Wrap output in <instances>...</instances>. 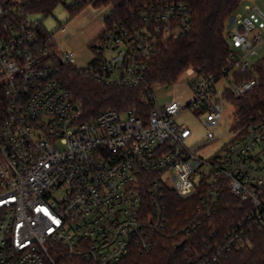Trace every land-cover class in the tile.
<instances>
[{"label":"built area","instance_id":"2783aa9c","mask_svg":"<svg viewBox=\"0 0 264 264\" xmlns=\"http://www.w3.org/2000/svg\"><path fill=\"white\" fill-rule=\"evenodd\" d=\"M190 17L186 2L165 0L141 11L139 25L106 26L93 42L95 58L76 66L105 85L139 88L144 109L110 108L82 121L58 65H75V54L37 31L21 0L0 3V264H56L58 249L122 264L149 251L156 234L202 229L226 191L249 209L226 233L210 229L206 263L250 243L256 228L264 233V113L209 157L186 145L192 131L175 121L193 107L219 126L225 100L259 83L242 76L253 71L249 58L264 37L250 16L235 17L223 73L189 67L191 99L161 106L146 81L149 64L159 41L186 35ZM171 196L198 200L185 224L172 219Z\"/></svg>","mask_w":264,"mask_h":264},{"label":"trees","instance_id":"16d2710c","mask_svg":"<svg viewBox=\"0 0 264 264\" xmlns=\"http://www.w3.org/2000/svg\"><path fill=\"white\" fill-rule=\"evenodd\" d=\"M159 1L165 0H75L69 9L75 16L87 3L95 7L113 5L115 10L106 19V26L110 27L118 22L139 25L141 11ZM182 1L186 2L191 10L189 29L180 40L159 41L146 75L147 83L154 88L174 86L189 67L219 76L229 62L232 48L226 37L227 22L237 13L243 0ZM13 2L17 0H0V3ZM60 3H65V0H21L28 13L45 15L51 14ZM36 28L40 33L51 36L41 25ZM58 65L61 78L67 83L72 97L81 107L82 121L93 120L103 110L110 108L120 111L128 108L139 111L144 109L139 88L108 86L80 73L76 65L60 61ZM254 77L259 78V83L252 90L244 95L230 96L242 124L252 122L264 113V60L253 63V71L242 76L244 79ZM197 201L171 196L168 203L172 219L179 225L185 224L188 217H192ZM248 209V204L226 191L217 214L213 219L206 221L202 229L190 235L156 234L149 251H133L122 264H207L204 254L208 243H204V238L209 236L210 229L214 227L222 234L226 233L232 223L241 219ZM249 238L250 243L233 248L218 261L210 264H264V233L256 228L249 234ZM56 254V264H93L61 249H58Z\"/></svg>","mask_w":264,"mask_h":264},{"label":"rangeland","instance_id":"374dc122","mask_svg":"<svg viewBox=\"0 0 264 264\" xmlns=\"http://www.w3.org/2000/svg\"><path fill=\"white\" fill-rule=\"evenodd\" d=\"M75 0H65L60 3L51 14L28 13V20L35 27L42 26L49 32L57 45L63 44L65 52L75 54V65L86 67L95 58L96 53L91 43L100 35L106 27V19L111 16L115 6L95 7L87 3L84 9L77 15H72L69 6ZM89 1V0H86ZM238 15H248L256 23L255 31L264 37V0H243L237 13L228 20L226 37L231 42L230 34L235 28L233 19ZM64 27L67 30H62ZM251 63L264 60V43L256 56L249 58ZM187 70L179 78L174 86H157L155 88L158 103L163 106L173 99L188 102L191 99V91L184 81L188 79ZM201 110L187 107L175 118L177 124L187 126L192 135L186 141L190 149H195L199 154L209 157L220 151L224 145L239 132L243 124L239 119L236 106L233 102L225 100L223 117L219 126L208 125L201 116ZM212 130L215 138L208 140L207 133Z\"/></svg>","mask_w":264,"mask_h":264},{"label":"crops","instance_id":"0c3cea01","mask_svg":"<svg viewBox=\"0 0 264 264\" xmlns=\"http://www.w3.org/2000/svg\"><path fill=\"white\" fill-rule=\"evenodd\" d=\"M66 30H67V29H66ZM98 36H99V35H98ZM98 36H97V37H98ZM97 37H96V38H97ZM96 38H95V39H96ZM184 84H185V83H184ZM175 85H176V84H175ZM185 85H186V84H185ZM186 86H187V85H186Z\"/></svg>","mask_w":264,"mask_h":264}]
</instances>
